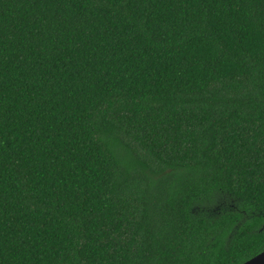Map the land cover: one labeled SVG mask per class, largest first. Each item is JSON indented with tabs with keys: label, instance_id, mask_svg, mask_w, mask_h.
Returning a JSON list of instances; mask_svg holds the SVG:
<instances>
[{
	"label": "trees",
	"instance_id": "obj_1",
	"mask_svg": "<svg viewBox=\"0 0 264 264\" xmlns=\"http://www.w3.org/2000/svg\"><path fill=\"white\" fill-rule=\"evenodd\" d=\"M263 225L264 0H0V264H243Z\"/></svg>",
	"mask_w": 264,
	"mask_h": 264
},
{
	"label": "water",
	"instance_id": "obj_2",
	"mask_svg": "<svg viewBox=\"0 0 264 264\" xmlns=\"http://www.w3.org/2000/svg\"><path fill=\"white\" fill-rule=\"evenodd\" d=\"M243 264H264V252L260 253L259 255L255 256L254 258L248 260Z\"/></svg>",
	"mask_w": 264,
	"mask_h": 264
},
{
	"label": "flooded vegetation",
	"instance_id": "obj_3",
	"mask_svg": "<svg viewBox=\"0 0 264 264\" xmlns=\"http://www.w3.org/2000/svg\"><path fill=\"white\" fill-rule=\"evenodd\" d=\"M258 231L264 235V225Z\"/></svg>",
	"mask_w": 264,
	"mask_h": 264
}]
</instances>
